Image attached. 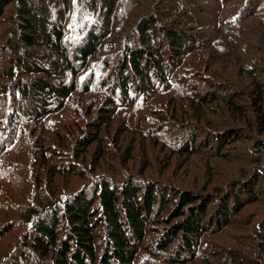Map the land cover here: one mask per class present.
<instances>
[{
    "label": "trees",
    "instance_id": "obj_1",
    "mask_svg": "<svg viewBox=\"0 0 264 264\" xmlns=\"http://www.w3.org/2000/svg\"><path fill=\"white\" fill-rule=\"evenodd\" d=\"M0 264H264V0H0Z\"/></svg>",
    "mask_w": 264,
    "mask_h": 264
}]
</instances>
